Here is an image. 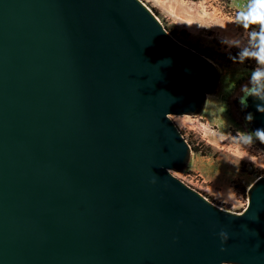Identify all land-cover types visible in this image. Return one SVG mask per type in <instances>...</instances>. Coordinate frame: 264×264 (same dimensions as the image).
Wrapping results in <instances>:
<instances>
[{
    "label": "water",
    "instance_id": "obj_1",
    "mask_svg": "<svg viewBox=\"0 0 264 264\" xmlns=\"http://www.w3.org/2000/svg\"><path fill=\"white\" fill-rule=\"evenodd\" d=\"M218 81L141 0H0V264H264V176L236 214L172 174Z\"/></svg>",
    "mask_w": 264,
    "mask_h": 264
},
{
    "label": "rangeland",
    "instance_id": "obj_2",
    "mask_svg": "<svg viewBox=\"0 0 264 264\" xmlns=\"http://www.w3.org/2000/svg\"><path fill=\"white\" fill-rule=\"evenodd\" d=\"M141 1L176 41L210 60L219 79L199 113L171 117L191 150L199 144L210 148L207 156L192 150L186 166L172 174L220 208L240 214L248 206L249 188L264 176V150L239 108L241 86L256 64L243 61L231 46L248 43L247 25L237 14L249 0ZM252 29L259 31V25ZM241 134L252 135L251 142H239Z\"/></svg>",
    "mask_w": 264,
    "mask_h": 264
},
{
    "label": "clouds",
    "instance_id": "obj_3",
    "mask_svg": "<svg viewBox=\"0 0 264 264\" xmlns=\"http://www.w3.org/2000/svg\"><path fill=\"white\" fill-rule=\"evenodd\" d=\"M260 9V10H257ZM238 16H241L242 25H247L248 36L247 45L240 47L239 45H231L238 47V56L244 60H254L256 67L252 70L248 83L241 86L242 99L248 97L259 101L256 105L258 112H264V0H249L246 10L240 11ZM259 25V31L252 29L250 26ZM252 114L248 113L245 119H251ZM256 137L264 143V129H257ZM252 135L241 134L239 142L250 143ZM223 238H227L226 234L221 233Z\"/></svg>",
    "mask_w": 264,
    "mask_h": 264
},
{
    "label": "trees",
    "instance_id": "obj_4",
    "mask_svg": "<svg viewBox=\"0 0 264 264\" xmlns=\"http://www.w3.org/2000/svg\"><path fill=\"white\" fill-rule=\"evenodd\" d=\"M192 150L195 153H200L202 156H207L210 153V148L208 146H203L202 144L193 146Z\"/></svg>",
    "mask_w": 264,
    "mask_h": 264
},
{
    "label": "flooded vegetation",
    "instance_id": "obj_5",
    "mask_svg": "<svg viewBox=\"0 0 264 264\" xmlns=\"http://www.w3.org/2000/svg\"><path fill=\"white\" fill-rule=\"evenodd\" d=\"M239 108L242 109L244 111V114H245L246 109H247V104L245 103L244 99H242V98L239 101Z\"/></svg>",
    "mask_w": 264,
    "mask_h": 264
}]
</instances>
